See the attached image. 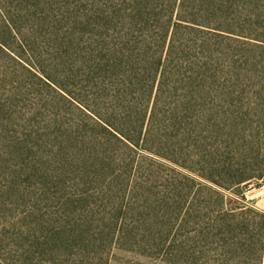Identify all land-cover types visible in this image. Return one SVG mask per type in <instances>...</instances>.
<instances>
[{
  "label": "trees",
  "instance_id": "16d2710c",
  "mask_svg": "<svg viewBox=\"0 0 264 264\" xmlns=\"http://www.w3.org/2000/svg\"><path fill=\"white\" fill-rule=\"evenodd\" d=\"M263 187L264 0H0V264H108L156 195L183 264H264Z\"/></svg>",
  "mask_w": 264,
  "mask_h": 264
},
{
  "label": "rangeland",
  "instance_id": "374dc122",
  "mask_svg": "<svg viewBox=\"0 0 264 264\" xmlns=\"http://www.w3.org/2000/svg\"><path fill=\"white\" fill-rule=\"evenodd\" d=\"M246 195L253 206L264 211V187L259 191L253 188ZM157 197L156 195L149 200L153 206L155 205L153 209L134 212L133 218H140L143 221V225L135 227L137 238L128 242H116L107 254L104 253L108 264H183L179 253V229L171 228L168 224L176 216L161 206L156 207L154 203ZM99 198L101 197L88 198L83 207L87 208L99 202ZM136 204L143 203L139 199L136 200Z\"/></svg>",
  "mask_w": 264,
  "mask_h": 264
}]
</instances>
